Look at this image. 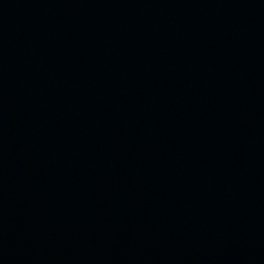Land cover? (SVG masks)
<instances>
[{
    "label": "water",
    "instance_id": "1",
    "mask_svg": "<svg viewBox=\"0 0 264 264\" xmlns=\"http://www.w3.org/2000/svg\"><path fill=\"white\" fill-rule=\"evenodd\" d=\"M0 264H264V0H0Z\"/></svg>",
    "mask_w": 264,
    "mask_h": 264
}]
</instances>
